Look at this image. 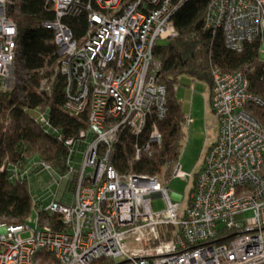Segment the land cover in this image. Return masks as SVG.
Returning a JSON list of instances; mask_svg holds the SVG:
<instances>
[{"label": "built area", "instance_id": "built-area-1", "mask_svg": "<svg viewBox=\"0 0 264 264\" xmlns=\"http://www.w3.org/2000/svg\"><path fill=\"white\" fill-rule=\"evenodd\" d=\"M184 1L46 0L55 18L44 27L54 32L67 78L66 105L75 115L87 111L89 127L80 136L79 159L73 157L78 143L65 141L70 153L64 174L37 160L31 166L3 163L0 170L20 183L30 184L35 173L50 199L34 202V227L0 221V264H42L40 252L52 254L56 264H264V127L248 108L263 103L250 94L243 73H212L219 137L198 174L184 173L178 162L170 177L194 178L186 203L171 199L168 181L120 174L113 165L121 130L139 136L149 115L166 113L167 89L157 83L153 52L158 41L178 36L172 17ZM10 2L0 0V93L19 85L13 73L18 28L8 15ZM208 8V27L222 30L229 49L241 52L255 38L264 44V0H211ZM81 15L88 28L80 41L63 19ZM38 113L36 122L52 130L46 112ZM150 135L151 143H161L156 126ZM136 147L139 160L150 150L149 144ZM157 199L165 209L155 211ZM53 215L66 231L53 228ZM170 228L174 234L164 235Z\"/></svg>", "mask_w": 264, "mask_h": 264}, {"label": "trees", "instance_id": "trees-1", "mask_svg": "<svg viewBox=\"0 0 264 264\" xmlns=\"http://www.w3.org/2000/svg\"><path fill=\"white\" fill-rule=\"evenodd\" d=\"M210 2H182L172 17L178 36L154 48L153 56L160 67L156 75L157 83L167 89L166 113L163 117L154 112L149 115L146 127L139 136L131 135L127 128L120 131L112 154L113 165L120 174H146L164 181L170 180L187 138L185 129L188 114L184 111V101L179 98L177 91L183 76L204 82L210 89L211 98L214 70L221 74L243 73L250 94L263 103L251 104L248 108L252 117L264 127L263 42L255 38L244 44L241 52L229 49L222 30L208 27L206 17ZM9 6L8 15L14 19L18 28L16 62L22 65L24 76L20 78L21 85L16 89L0 93V168L6 160L24 163L23 166H29L37 160L64 174L70 153L65 141L73 139L78 143L73 157L79 159L83 146L80 136L89 127V115L87 111L75 115L66 105L67 78L60 71L61 60L54 32L44 27L45 22L55 18L52 12L46 11V0H11ZM63 21L71 27L77 40L86 37V15L70 16ZM43 83H46V88L41 90ZM40 110L48 115L52 130L36 122L33 112ZM154 126L161 134L160 144L150 142ZM146 144H149L150 150L144 152L140 160L137 159L136 146ZM34 174H31L32 180L28 184L27 181L20 183L11 180L7 171L0 170V221L26 223L37 198L50 199L43 189H39L37 197H32V184L40 187L34 180ZM40 180H44L42 175ZM191 190L190 196L194 187ZM50 218L55 230L66 231L58 215ZM168 231L167 236L171 237L174 231L172 228ZM40 259L42 264H56L55 257L50 253L40 252ZM100 264L112 263L103 260Z\"/></svg>", "mask_w": 264, "mask_h": 264}, {"label": "rangeland", "instance_id": "rangeland-1", "mask_svg": "<svg viewBox=\"0 0 264 264\" xmlns=\"http://www.w3.org/2000/svg\"><path fill=\"white\" fill-rule=\"evenodd\" d=\"M165 44L167 41H158L157 44ZM261 59L264 61V44L262 47ZM18 66L20 67L17 70ZM155 67H159V62L155 59ZM15 74L16 83L21 85L20 78H23L24 73L22 65L16 63V66L13 70ZM178 96L181 100L184 101V111L186 113L192 110V117L194 119V124L190 126L189 131H187V138L184 142V148L181 152V157L179 164L182 167V171L186 174L196 175L204 167V158L207 151L215 144L219 137V125L218 121H215L214 114L210 108L209 103V87L202 81H195L189 76H183L180 80V85L177 87ZM193 104V105H192ZM194 106V107H193ZM192 107V108H191ZM211 110V111H210ZM206 113H209L208 117ZM35 117L39 116L38 112H33ZM42 177H45V180H48V173L45 170L41 173ZM36 180V177H34ZM194 185V178L182 179V178H172L168 181L166 187L168 188L171 199L174 202H184L188 194L192 191L191 187ZM41 188H37L36 185L32 184V197H37L38 192L40 193ZM45 195V193H44ZM71 195L66 193V198H70ZM49 200L45 199L44 204H48ZM155 211L165 209V204L161 199L153 201ZM35 205V204H34ZM33 205V211L28 218V225L34 227L35 217L37 215L36 208ZM252 215L251 211L246 213V218ZM167 236V231L163 232ZM26 235H24L25 237Z\"/></svg>", "mask_w": 264, "mask_h": 264}, {"label": "crops", "instance_id": "crops-1", "mask_svg": "<svg viewBox=\"0 0 264 264\" xmlns=\"http://www.w3.org/2000/svg\"><path fill=\"white\" fill-rule=\"evenodd\" d=\"M209 98H210V89H209ZM210 100H211V98H210ZM210 100H209V103H210V108H211V110H212V107H211V102H210ZM193 105V104H192ZM194 107V106H193ZM192 108V107H191ZM210 110V111H211ZM213 111V110H212ZM188 114V118L190 119V121L187 123V126H186V132L187 131H189V129H190V126L192 125V124H194L195 122H194V119H193V117H192V110L190 109V112L189 113H187ZM213 114H214V111H213ZM208 115H209V113H206V116L208 117ZM213 118H214V116H213ZM191 174V173H190ZM190 174H188V175H190ZM192 175V174H191ZM49 178V177H48ZM44 184H46L47 183V181L45 180V177H44Z\"/></svg>", "mask_w": 264, "mask_h": 264}, {"label": "bare ground", "instance_id": "bare-ground-1", "mask_svg": "<svg viewBox=\"0 0 264 264\" xmlns=\"http://www.w3.org/2000/svg\"><path fill=\"white\" fill-rule=\"evenodd\" d=\"M177 164H178V163H177ZM177 164H176V165H177ZM176 165H175V166H176ZM175 166H174V167H175Z\"/></svg>", "mask_w": 264, "mask_h": 264}]
</instances>
